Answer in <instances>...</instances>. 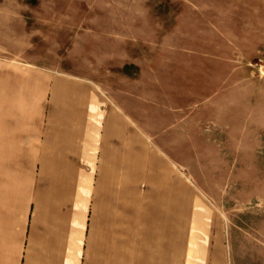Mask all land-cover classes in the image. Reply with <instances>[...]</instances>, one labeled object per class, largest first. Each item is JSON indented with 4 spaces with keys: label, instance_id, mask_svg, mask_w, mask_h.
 <instances>
[{
    "label": "crops",
    "instance_id": "obj_1",
    "mask_svg": "<svg viewBox=\"0 0 264 264\" xmlns=\"http://www.w3.org/2000/svg\"><path fill=\"white\" fill-rule=\"evenodd\" d=\"M37 2L26 5L40 15L2 22L0 264H197V251L207 264L213 211L141 111V35L126 17L83 12L92 0Z\"/></svg>",
    "mask_w": 264,
    "mask_h": 264
},
{
    "label": "rangeland",
    "instance_id": "obj_2",
    "mask_svg": "<svg viewBox=\"0 0 264 264\" xmlns=\"http://www.w3.org/2000/svg\"><path fill=\"white\" fill-rule=\"evenodd\" d=\"M27 1L38 4L0 0V42L7 16L41 14ZM92 1L99 5L83 12L126 17L141 35L131 41L134 57L150 66L141 111L147 129L162 128L158 141L171 148L165 153L213 211L203 216L210 220L200 245L207 264L215 255L217 264H264V0ZM165 92L173 102L162 103L163 121L155 124L154 106Z\"/></svg>",
    "mask_w": 264,
    "mask_h": 264
}]
</instances>
